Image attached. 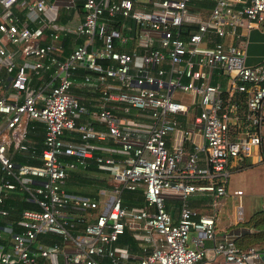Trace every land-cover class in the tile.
<instances>
[{"label": "built area", "instance_id": "2783aa9c", "mask_svg": "<svg viewBox=\"0 0 264 264\" xmlns=\"http://www.w3.org/2000/svg\"><path fill=\"white\" fill-rule=\"evenodd\" d=\"M58 1L76 22L57 21ZM77 5L0 0V220L14 193L35 205L0 223V264H131L125 248L113 247L131 222L143 252L136 264H255V246L216 238V212L198 213L187 198L225 194L229 169L263 139L264 67L247 64L245 50L264 0ZM60 36L75 41L63 57L53 42ZM78 68L96 93L93 108L70 91ZM31 120L43 124L40 152ZM15 153L34 162H15ZM90 159L116 181L103 199L63 187ZM122 188L140 190L145 203L122 206ZM164 188L181 194L176 220ZM237 212L241 220V206ZM84 215L90 220L77 226ZM48 234L71 246L44 243Z\"/></svg>", "mask_w": 264, "mask_h": 264}, {"label": "trees", "instance_id": "16d2710c", "mask_svg": "<svg viewBox=\"0 0 264 264\" xmlns=\"http://www.w3.org/2000/svg\"><path fill=\"white\" fill-rule=\"evenodd\" d=\"M81 3L82 0H78V5L76 10L78 12L81 11ZM59 8V7H58ZM64 11V12H63ZM74 10H72L71 14H73ZM68 12L66 10L62 9V11H59L57 21L58 22H64L68 19ZM194 27H189L188 31H193ZM60 42H61V49H68L71 48L74 44L75 41L71 38L70 36H60ZM63 51V50H62ZM61 56H64V53L61 52ZM262 66L264 67V59L260 62ZM38 126L41 127L40 122H36L35 120H32L29 122V128L31 131V127ZM44 134V133H43ZM33 145L34 148L37 150V152H40L41 149L43 148V139L38 138L37 136H33ZM11 158L15 162H34L32 159H27L25 156H23L21 153H15L11 155ZM90 164L86 167V169H98L100 168L97 166L93 160H89ZM243 163V160H240L239 163L237 164L236 167L241 166ZM235 167V168H236ZM73 173H71L72 175ZM104 179V178H103ZM94 179V178H84L81 179L84 183L78 184V183H72L70 182L71 180H66V182L63 184L64 189L67 192H73L75 194L87 196L89 198H94V199H99L100 193H99V185L98 182H102V185L104 184L107 186L108 184L106 183V179ZM121 205L127 208L130 207H140L145 203L143 194L141 193L140 190H135V189H128V188H122L121 193ZM4 205L8 207L10 213L8 217H6L3 220H0V223H3L4 221H15L19 217V212L21 211L22 208H34L35 205L31 204L27 201H24L22 198L21 194L14 193L12 196L7 197L4 200ZM91 212L97 213L99 211L98 208L90 209ZM198 213H203V214H211L210 209L208 207L199 209L197 210ZM83 222L80 224L78 223L77 226L82 227L84 225V222H87L90 220L89 216H82ZM238 222L244 223L247 227L253 228V230L250 231H245L241 235L237 236L236 238H233L235 242L240 246V247H247L250 245L255 246L259 251L264 250V207L260 208L259 210L253 212L252 215L249 216L248 219L244 220H238ZM15 222H13L14 225ZM14 228L17 229V227L14 226ZM137 230L130 228L129 226H126L121 234L117 237V239L114 241V247L117 250L123 249V248H128L130 252L133 254L132 257L133 259L136 257L138 258L139 255H141V247L139 245V237L136 235ZM43 237V236H41ZM45 242L48 243H54L58 242L57 235L54 234H48L44 236ZM43 240V239H42ZM9 246L6 245L5 249H8ZM135 254V255H134ZM11 264H23L20 261H13Z\"/></svg>", "mask_w": 264, "mask_h": 264}, {"label": "crops", "instance_id": "0c3cea01", "mask_svg": "<svg viewBox=\"0 0 264 264\" xmlns=\"http://www.w3.org/2000/svg\"><path fill=\"white\" fill-rule=\"evenodd\" d=\"M58 3H61L60 1H58ZM64 12V11H63ZM68 12V22H76V18L74 17V14H71L70 11H66ZM77 13V12H76ZM71 38V37H70ZM73 38H71L72 40ZM45 41H48V38L43 39ZM60 43V40L57 42ZM63 50V51H62ZM71 50V48L68 49H61V52L64 53V55H66L69 51ZM63 57V56H61ZM264 59V20L262 22H260L259 24L255 25L248 33V37H247V45H246V50H245V61L247 64H257L260 63L262 60ZM82 73H83V69L82 68H78L76 69L75 74L73 75V84L70 87V91L71 93H73L74 95H76L82 103L86 104L88 107L93 108V104L95 103V97H96V93H94L93 91H91L89 89L88 85H85V83H83L82 81ZM81 118H86V115H82ZM32 121V120H31ZM36 122H40L35 120ZM41 127L38 126H34L31 127V131L29 132V135L31 137V140L33 139V136H37L38 138L43 139V133H44V128H43V124L40 122ZM68 136L70 134H67ZM197 141H200V137L196 136L195 138ZM109 170L108 169H104V168H98L96 169H86V168H81L80 166L76 167V169L70 170L69 171V175L67 177V181L71 180L70 182L72 183H84L83 181H81V179L90 177V178H94L97 180L100 179H106V183L108 184L107 186H105L104 184L102 185V182H98L99 185V193L100 199H103V197L105 198L108 194H110V187L111 184H109ZM71 173H73L71 175ZM103 179V181H104ZM102 194L104 196H102ZM162 196L164 197L165 200V205H166V209L168 210V212L171 214L172 219L176 220L177 219V210H178V200L181 198V194L180 192L174 190L173 188H164L161 191ZM202 194H193L191 195L192 199H194L195 197H199L198 198V203L196 206H193L194 208H196L197 210L199 209H203L208 207L207 203L202 202L204 200L201 199H206L207 197H203L205 195ZM178 203V204H177ZM217 215V213H216ZM238 221V220H237ZM132 228H137L136 225L137 223H129ZM232 221H228L227 223H225V225L219 224L218 223V217L216 219V231H215V236L218 239H222V238H236L237 236L241 235L243 232L245 231H250L253 230V228H249L247 226H239V225H231ZM74 233H78V228H76L74 231ZM80 233V232H79ZM193 234V232H191V235ZM43 239L45 240V238L43 237ZM58 242H54V243H58L59 246L61 247H65L68 246L69 244H63L61 238L59 236H57ZM140 243V247H141V239H139ZM44 243H48V242H44ZM211 244V241L208 239L206 242V246H209ZM191 245V243H190ZM71 246V244H70ZM113 247H114V242H113ZM127 251V260L131 263V264H136V260L143 254L142 252V247H141V255L138 256V258H134L132 257V253L130 252V250L128 248H125ZM135 255V254H134ZM216 261H210L208 258H202L197 264H214L216 263ZM255 264H264V261L262 260V258L259 257L256 259Z\"/></svg>", "mask_w": 264, "mask_h": 264}, {"label": "rangeland", "instance_id": "374dc122", "mask_svg": "<svg viewBox=\"0 0 264 264\" xmlns=\"http://www.w3.org/2000/svg\"><path fill=\"white\" fill-rule=\"evenodd\" d=\"M59 11H62V4H59ZM60 40L53 39V42L57 43ZM204 44H199V49L203 48ZM175 99H182L176 98ZM109 184L116 182L109 175ZM226 192L221 196H211V198L201 199L202 202L207 203L211 213L216 212L218 217V223L225 225L228 221H232L231 225H243L242 222H238V206H241V219H248L253 212L264 207V136L261 144L258 145L253 151L245 156L241 166L236 168H230L229 174L225 183ZM239 190V192H237ZM201 194V193H196ZM102 196H104L102 194ZM202 196V195H201ZM209 197V196H203ZM104 198V197H103ZM198 198H187V203L191 206H196ZM181 200H178V203ZM213 202H216L213 204ZM177 203V204H178ZM208 239H204L206 244ZM190 245V241H187Z\"/></svg>", "mask_w": 264, "mask_h": 264}, {"label": "water", "instance_id": "95a60500", "mask_svg": "<svg viewBox=\"0 0 264 264\" xmlns=\"http://www.w3.org/2000/svg\"><path fill=\"white\" fill-rule=\"evenodd\" d=\"M260 257L262 258V260L264 261V250L263 251H260Z\"/></svg>", "mask_w": 264, "mask_h": 264}]
</instances>
